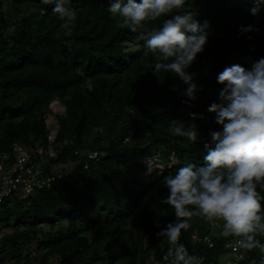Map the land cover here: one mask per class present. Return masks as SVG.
Segmentation results:
<instances>
[{"label": "trees", "instance_id": "1", "mask_svg": "<svg viewBox=\"0 0 264 264\" xmlns=\"http://www.w3.org/2000/svg\"><path fill=\"white\" fill-rule=\"evenodd\" d=\"M111 2L68 0L77 19L67 36L52 12L55 0H0V151L13 143L51 146L50 163L71 166L50 189L0 204V264H76L93 244L100 247L85 264H165L167 245L160 246L157 233L176 217L160 203L168 194L162 181L187 163L204 166L209 133L222 130L208 111L220 103L217 74L233 64L251 68L264 57V4L253 16V0H186L181 11L210 27L204 51L187 69L197 99L185 104L187 85L173 73L154 72L155 58L145 55L148 32H132L113 18ZM175 14L145 26L158 29ZM249 25L258 30L241 31ZM55 101L66 114L56 117L57 136L49 144L42 115ZM190 112L203 118L193 120ZM172 120L194 123L198 141L172 134ZM89 150L100 156L84 170L75 153ZM153 158L166 170L153 168L143 177L144 161ZM257 191L264 213V190ZM189 223L179 243L203 264L218 263L226 244L239 239L219 236L222 221L193 217ZM117 229L122 234L113 237ZM257 239L264 243V235ZM244 251L264 264L258 249Z\"/></svg>", "mask_w": 264, "mask_h": 264}, {"label": "clouds", "instance_id": "2", "mask_svg": "<svg viewBox=\"0 0 264 264\" xmlns=\"http://www.w3.org/2000/svg\"><path fill=\"white\" fill-rule=\"evenodd\" d=\"M52 2L41 0L43 5ZM253 2L255 6L249 11L256 16L264 0ZM67 3L55 0L52 12L62 21L60 28L71 36L77 12ZM185 4L186 0H112L108 12L113 18L119 17L130 31L148 32L145 55L151 53L155 58L154 72L163 70L178 76L187 85L184 103L189 104L197 99V85L187 69L204 51L210 25L207 20L201 24L191 11H181ZM174 10L180 14L164 20L162 27L149 31L145 26L144 22L156 21ZM255 30L252 25L241 28L242 32ZM216 80L223 85L220 103H212L208 111L215 113V123L222 130L209 133L211 141L204 144V166L187 163L162 181L168 194L160 203L170 206L176 217L157 233L162 238L160 246L167 245L165 264H203L202 257L189 255L179 243L182 230L190 228L193 217L210 223L222 221L219 236L238 237L240 249H258L264 257V243L257 239L264 235L262 198L257 191L258 187L264 190V57L253 61L251 68L227 66ZM189 116L193 120L203 118L193 112ZM169 131L192 144L199 139L194 123L185 127V122L172 120Z\"/></svg>", "mask_w": 264, "mask_h": 264}, {"label": "built area", "instance_id": "3", "mask_svg": "<svg viewBox=\"0 0 264 264\" xmlns=\"http://www.w3.org/2000/svg\"><path fill=\"white\" fill-rule=\"evenodd\" d=\"M58 128L50 130L47 135V141L52 144L57 136ZM79 163L80 159H84L83 169L87 170L88 163L96 162L99 159V152L85 151L83 153H75ZM55 154L48 147L44 151L41 147L32 149L20 143H13L10 150L7 152L0 151V204L6 199H25L30 195L43 189H50L53 184L65 177L70 168L66 165H61L56 172H52L47 166L50 164V159L54 158ZM157 159L145 160L147 173L156 167ZM174 163L171 159V165ZM197 234L194 233L192 239H196ZM208 237H204L207 241ZM238 239L228 242L225 246L226 253L224 254V262L215 264H261L254 259L249 260L243 249H240L236 243Z\"/></svg>", "mask_w": 264, "mask_h": 264}, {"label": "rangeland", "instance_id": "4", "mask_svg": "<svg viewBox=\"0 0 264 264\" xmlns=\"http://www.w3.org/2000/svg\"><path fill=\"white\" fill-rule=\"evenodd\" d=\"M65 108L60 105L59 102H52L49 107L47 108V111L43 113L42 117L44 118L45 120V123H46V128H47V131H50V130H53L55 127L58 128V124H57V121H56V117L57 116H65L66 114V110H64ZM58 165L55 166L57 169H59L61 167V165H66L67 167H71L69 164H61V163H57ZM157 164H159V162H156V167L154 166V168L158 169V170H166V167L162 166L161 164H159V166H157ZM49 169L52 170V172H56L57 169L54 167L53 164H49L47 166ZM171 167V164L170 166H168V168ZM150 173H146L143 175V177H148ZM122 231L121 229H117V230H114V232L112 233V236L113 237H118L122 234ZM135 232H137V229H134ZM90 239L92 238V231H90L89 233L86 234ZM103 244V241H101L100 245ZM97 249L100 247L98 245H94L91 246L90 248H88L83 256H82V259L80 261H78L76 264H85L87 262V259L90 257V255L95 251V249ZM40 256V254H39ZM225 260V257L224 255L219 259L218 262L222 263L224 262ZM31 264H38V261L34 260V259H31ZM47 264H56L54 261H48Z\"/></svg>", "mask_w": 264, "mask_h": 264}, {"label": "water", "instance_id": "5", "mask_svg": "<svg viewBox=\"0 0 264 264\" xmlns=\"http://www.w3.org/2000/svg\"><path fill=\"white\" fill-rule=\"evenodd\" d=\"M64 110H66V109H64Z\"/></svg>", "mask_w": 264, "mask_h": 264}]
</instances>
